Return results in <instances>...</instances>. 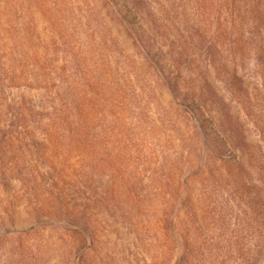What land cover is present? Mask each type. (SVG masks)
Instances as JSON below:
<instances>
[{
    "label": "rangeland",
    "instance_id": "374dc122",
    "mask_svg": "<svg viewBox=\"0 0 264 264\" xmlns=\"http://www.w3.org/2000/svg\"><path fill=\"white\" fill-rule=\"evenodd\" d=\"M193 95L264 162V0H0V264H264Z\"/></svg>",
    "mask_w": 264,
    "mask_h": 264
},
{
    "label": "trees",
    "instance_id": "16d2710c",
    "mask_svg": "<svg viewBox=\"0 0 264 264\" xmlns=\"http://www.w3.org/2000/svg\"><path fill=\"white\" fill-rule=\"evenodd\" d=\"M166 82L171 93L178 96L176 90H172L171 87L174 85V80ZM228 83L229 96L233 101L242 102L244 109H247V103L250 105L252 103V95L249 94L248 87L243 86V79L233 74ZM218 99L222 101L221 98ZM185 100H188L189 105L195 106L191 111L192 121L195 122L194 130L199 140L198 143L202 144L200 151L206 155L207 162L210 163V167L203 171L206 176L205 182L232 199V205L238 213L243 215L246 222H252L245 226L256 229L257 241L262 240L264 244V162L260 159L253 162L250 159L248 162L249 157L246 161L244 149H237L234 133L238 130L233 126L227 129L225 121L226 117L231 120L233 118L231 108L227 112L226 108L220 107L214 96L196 97L193 95ZM226 147L239 154L235 156L234 161L224 159L220 155ZM187 208H190L188 211H192V216L198 214V211L196 213L197 207L189 194L187 195ZM220 216L219 214L218 218ZM236 220L239 222L241 218Z\"/></svg>",
    "mask_w": 264,
    "mask_h": 264
}]
</instances>
